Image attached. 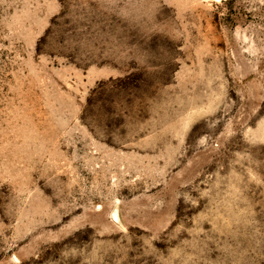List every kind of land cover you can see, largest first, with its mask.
Instances as JSON below:
<instances>
[{
    "label": "rangeland",
    "instance_id": "1",
    "mask_svg": "<svg viewBox=\"0 0 264 264\" xmlns=\"http://www.w3.org/2000/svg\"><path fill=\"white\" fill-rule=\"evenodd\" d=\"M0 264H264V0H0Z\"/></svg>",
    "mask_w": 264,
    "mask_h": 264
}]
</instances>
